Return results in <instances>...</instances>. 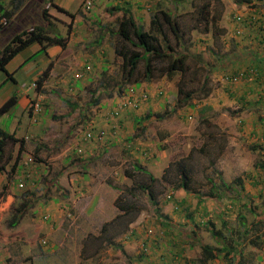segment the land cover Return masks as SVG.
I'll use <instances>...</instances> for the list:
<instances>
[{"label": "rangeland", "instance_id": "rangeland-1", "mask_svg": "<svg viewBox=\"0 0 264 264\" xmlns=\"http://www.w3.org/2000/svg\"><path fill=\"white\" fill-rule=\"evenodd\" d=\"M0 1L5 8L11 7L10 0ZM41 1L29 0L24 4L21 22L17 23L19 27L26 29L31 26L29 24L40 21L38 15L33 13L39 10ZM162 2L163 6H176L172 10H177L175 21L179 35L172 32H167V37L159 34L157 44L163 51L168 46L169 51L167 49L168 52H165L174 57H185V69L174 73L173 88L149 91L136 86L139 81L147 79L143 75L145 60L139 61L135 73L128 78L123 77L120 63L115 60L109 71L102 75L91 74V82L81 83L78 88L74 76L68 77L66 74L51 76L40 89L37 77L31 81L26 76L22 80L21 73L17 75L18 89H26L21 87L24 83L30 88V97L25 101V107L14 106L11 112L0 117V127L7 128L12 124L16 137L23 139L14 169L11 170L13 161H10L5 172L0 173V192L6 185L0 193V264H14L9 260H17V257L22 261L20 263L18 260V264H33L23 260L28 256L26 245L31 242H36L38 253L42 255V259L37 260V255L30 253V258L35 256L36 264H95L101 257L109 256L105 254L112 250L117 251L124 264H169L164 257L160 258L155 248L151 250L149 245L152 241H160V249L177 250L175 253L180 254L178 263L181 264L190 255V249L182 247L185 239L181 238L178 228L190 219L188 215L192 220L203 223L205 240L214 247L219 246L221 241L206 230L207 222L212 221L214 227L225 236L232 230L233 246L243 255L232 259L233 264H264V172L258 168L264 167L260 165L263 164L264 154L258 152L257 155L256 151L261 152L260 145L239 134L237 125H243L238 123V114H234L236 103L232 102L233 97L230 98L233 90L237 94L239 89L221 80L224 73L233 70L229 66L232 61L227 57L232 53L233 39L238 40L234 29L230 30L237 10L231 8L234 0ZM204 4L208 5V21L202 20L199 14ZM76 5L75 0L71 7ZM45 7L48 8V5ZM49 10L56 24L64 25L61 32L65 33L64 22L59 19L60 23L56 17L61 13L54 7L49 6ZM239 11L242 10L239 8ZM30 12H33V20L26 15ZM12 27L8 23L0 29V47L12 33ZM163 29L166 31L165 25ZM203 32L209 34L204 37L200 35ZM117 39L116 43L114 41L116 49L121 46L120 38ZM123 44L142 51L127 41ZM166 65V61L154 60L149 77L160 78ZM4 76L0 72V82ZM61 79H66L70 84L62 83ZM7 87H2L0 100L10 95L7 94ZM242 90L239 92L242 93ZM131 94L133 98H141L142 95L146 98L140 100L137 110H125L119 117L113 118L111 111L115 105ZM165 95L168 97L163 99L161 106L152 105ZM97 97L100 98L99 103L93 104ZM37 101L42 104V109L38 113L30 112L29 104ZM250 102H254V99H250ZM248 107L251 111L254 109L250 105ZM97 117L103 121L100 122ZM235 118L237 123L233 122ZM90 120L95 128H103L107 134L110 132L111 138L109 136L97 146L95 141H82L83 129ZM79 146L83 148L82 154L76 152ZM132 150L141 154L144 152L148 156L145 163L138 164L139 161L130 153ZM17 151L15 146L13 156ZM29 157L32 158L31 162H28ZM135 163L140 165L138 172L132 167ZM101 165L103 169H108L107 176ZM119 172L129 176L128 182L117 177ZM183 174L186 175L187 190L181 188ZM63 176L71 180L66 182L64 179L62 182ZM236 178L243 183L241 188L237 187L239 192L234 189ZM222 179L229 189L220 186ZM19 183L23 185L20 187ZM213 185L214 198H210L208 194ZM74 187L78 191H74ZM62 189L70 194L74 191L72 193H75L77 204L87 208L88 214L94 211L90 214L92 217H86L88 220L85 223L93 224L97 235L88 233L84 237L92 252L99 251V255L92 256L94 258L87 257L89 251L84 248L78 251L76 242H71V246L65 243L60 245L66 240L62 236L58 237L61 239L57 241L58 248L51 249L48 244L50 237L45 235L42 228L49 222L47 211H51L52 205L58 207L54 199H64L60 198ZM96 196H102L104 201L100 205L105 209L106 200L114 196V204L123 210L121 215L111 219V228L107 232V222L100 215L96 216ZM23 200L29 202L30 206L11 226L14 214L24 208L21 205ZM90 201L94 203L90 205ZM70 208L77 216V207ZM78 212L81 213L80 210ZM159 216L169 223L166 229L161 226ZM74 219V223H69L70 227L81 221ZM81 226L78 224L77 229ZM67 228L68 222L61 233ZM148 228L154 229V235L150 241H146L148 245L144 250L141 241ZM134 234L140 237V243L131 245L136 252L135 260L118 242L120 237L125 239ZM90 236H96L95 240H89ZM81 237L77 235L71 239ZM67 238L70 240V237ZM80 257L81 261L75 262ZM223 261L226 262V259Z\"/></svg>", "mask_w": 264, "mask_h": 264}, {"label": "crops", "instance_id": "crops-1", "mask_svg": "<svg viewBox=\"0 0 264 264\" xmlns=\"http://www.w3.org/2000/svg\"><path fill=\"white\" fill-rule=\"evenodd\" d=\"M73 1L75 0H54L55 4L58 6L64 8L65 10L71 12L74 14V16L69 17L68 15L61 13L58 19H61L64 24H70L71 25V31L69 35V40L66 44L65 48H62L58 45H52L49 46L45 52H42L35 57H33L29 62L22 65L24 60H26L30 55H32L35 51H37L40 46L38 43H32L30 46L23 49L21 52L16 54L5 66L8 73L12 74L11 80L6 82L3 86L7 87V94L15 93L17 103L15 106L17 107H25V101L29 99L30 94L29 90L30 88L26 87L24 83L21 84V87H25L23 91H20L17 87V81L19 80L17 75L21 73V79L26 77H30L31 81L38 78V76L43 72L44 69L47 68L48 65H50L49 74L47 78L43 81V84L41 85L44 87V83L47 82V80L53 76L56 75V77L61 76L62 74H66L69 76H74L75 80L74 83L77 87L81 83L91 82V74L95 75H102L110 70L112 66V62L116 60V63H121L119 60V57L115 53V47L114 44L116 43V40H119L117 38H120V34L118 33V20L121 19L123 16V10H127L128 14L132 16L133 22L135 23V26H139L143 29V31H149L151 27V18L152 15L155 13V11H168L171 12L173 16L177 15V10H172V6L169 4H165L163 6L162 0H95L94 8H93V14L92 17L84 16V14L76 13V11L79 9V6L81 4L82 0H76L77 5L76 7L72 8ZM162 2V4H161ZM171 2V1H170ZM165 3V2H164ZM177 5L178 3L175 2ZM254 7L257 10V22L255 25H244V31L245 35L242 37H238V40L233 39V45L234 47L231 48L232 53L227 58L231 59L230 68L234 70L242 68L245 65H254L261 74H264V29L260 28L259 23L264 24V0H246L241 3H236L235 1L232 3L231 8L234 10L236 8L237 10L240 8V10H246L247 6ZM121 8V9H119ZM155 8V10H153ZM180 8V7H179ZM193 10V9H192ZM237 10L235 12H237ZM154 11V12H153ZM60 17V18H59ZM97 20L103 27L102 31H99V28L96 24H92V21ZM91 21V22H90ZM66 26V25H65ZM92 26V28H91ZM231 29H234L235 24L230 25ZM229 30V31H230ZM228 31V32H229ZM63 33V32H62ZM209 34V32H203L200 35L206 37ZM159 34H156V37H158ZM115 41V43H114ZM109 59H111V64H109ZM230 61V60H229ZM90 65V71L87 72L86 80H83L82 78H78L77 76L81 74L83 68L85 65ZM85 69V68H84ZM143 75L145 77V71L143 72ZM174 73H168L166 70L162 74L160 78H151L147 77L144 81H139L136 86L142 88H146V90L152 91L156 90L158 88H165L168 90V88L174 87ZM73 79L72 77H70ZM67 79V78H66ZM61 79L62 83L69 85L70 82L67 83V80ZM141 82V83H140ZM2 86V87H3ZM0 88V91H3V88ZM78 88V87H77ZM233 88L239 89L238 92L242 90V93L237 92V94L233 95V97L236 99H232L233 103L238 104V98L241 99H249L247 100L244 105L239 107V109L235 110L234 114L237 115L243 120V126L239 127L237 124V128L239 130V134H242L246 139L249 141H252L256 144L260 145L261 152L256 151L257 155L259 153L264 154V87L259 81L254 82H245L240 83L239 86H233ZM236 92V90H233ZM6 95L5 97L0 100V105L10 96ZM165 97L168 96H162V99H159L155 103H152L153 106H157L158 104L161 106L162 101ZM38 98H42L39 96ZM232 98V97H230ZM250 99H254V102H250ZM154 99H151L152 101ZM167 99L164 103H166ZM235 101V102H234ZM24 103V104H23ZM42 105V104H41ZM236 105L234 107H236ZM248 105H250V108L253 107L254 109L249 110ZM248 107V108H247ZM44 109L47 108L46 105L43 106ZM12 110V109H11ZM9 110V112H11ZM14 111V110H13ZM45 112H48L47 110H44ZM15 114V112H14ZM34 117V116H33ZM35 118V117H34ZM100 122L103 121L101 117H97ZM92 121V120H90ZM36 122V121H33ZM234 123H237V120L233 121ZM233 124V123H232ZM111 130V127L110 129ZM110 132L107 134L106 138L110 136ZM111 138V136H110ZM104 142V141H103ZM95 142V145L102 144ZM94 145V146H95ZM96 145V146H97ZM92 146V148L94 147ZM90 148V147H89ZM95 148V147H94ZM258 149V148H257ZM92 150V149H91ZM90 150V151H91ZM95 152H97V149H94ZM259 152V153H258ZM91 153H93L91 151ZM90 153V154H91ZM130 153L133 154V157L139 161L138 164L145 163L144 160H146V154L143 152V154L130 151ZM143 156V157H140ZM255 157H257L255 155ZM264 162V158H262ZM256 164V163H255ZM258 167V165H255ZM103 170V172L106 174V176L109 174L108 169L100 166ZM135 172L140 171V165H132ZM261 168L264 172V167H258ZM148 174V173H147ZM150 175V174H148ZM117 177L121 178L124 182H128L129 176L124 175L122 172H119ZM150 177V176H149ZM64 179H66V182H69L70 180L67 179L66 176H63L62 182H64ZM79 183V182H78ZM64 189H66L64 187ZM62 189V193L60 195V198H64L60 201H56L54 199L55 203H58V207L52 205L51 211H47V216L49 221L46 223V225L43 226L42 230L45 233L46 236L50 237V242L48 243L51 247V249L58 248L57 241H60L61 239L58 238L59 236H62L65 241L60 242V245L63 243L70 245L71 242H76V245L78 247V251H81L83 248L86 249L88 252L87 257L94 258L92 256L98 254V250L91 251L90 244L84 239L86 235H97L96 229L92 228L93 224H87L85 223L86 217H92L90 214L87 213V208H84L80 206V204H77L76 198L74 196L75 190H77V187H74V191L71 192V194L67 191ZM78 191V190H77ZM117 191V190H116ZM111 195V193H110ZM97 197V196H96ZM95 199V197H93ZM98 204L96 206L97 215H100L102 219H104L106 223L107 232L109 228H111L110 221L111 219H114L116 216L121 215L123 210L118 208L114 204L115 197H109L106 200L107 208L105 209L103 206L101 207L100 203L104 201L102 196L97 197ZM94 202L90 201V205H92ZM105 203V202H104ZM76 206L77 209V216H75L74 213H72V210L70 207ZM68 208H70L69 212ZM55 209V210H54ZM81 211V213H84L83 215L79 213L78 211ZM78 218L81 219L80 223L82 224L81 228L77 229V225H74L73 227H70L69 223L72 221L74 223L75 219ZM68 222V228L64 233L62 234L61 231L66 227V223ZM112 222V221H111ZM71 224V223H70ZM71 229V231H70ZM82 236L81 238L71 239L72 236ZM99 235H101V231L99 232ZM70 237V240L67 238ZM96 236H90L89 240H95ZM119 244L127 253L130 254V257L135 260L136 252H134L131 245H136V243H140V237L134 234V236L127 237L125 239H122L121 237L118 239ZM30 244V247H29ZM28 245H26V250L28 251V256L25 257L23 260H25L27 263H33L35 256H32L30 258V253L33 252L37 255V260L42 259V255L38 253V248L36 246V242H31ZM109 249L112 250L110 247ZM153 248H151L152 250ZM156 250V249H155ZM170 250L165 247H161V249L156 250L158 253H164V251ZM160 251V252H159ZM95 252V254H94ZM153 252V251H152ZM140 254V253H139ZM217 258L214 259L212 264H227V262L222 260L223 254L218 253ZM99 255V254H98ZM109 256H103L100 258L98 262L95 264H124L122 257L117 253V251H109ZM123 255V254H122ZM139 256V255H138ZM231 259H235L237 257H243L241 252L239 250H234L229 255ZM13 257V255H12ZM16 257V256H15ZM125 257V255H123ZM120 259V260H118ZM238 259V258H237ZM236 259V260H237ZM18 260L20 263H22L21 259L17 257V260H9L14 261V264H18ZM81 257L79 259H76L75 262H80ZM118 261V263H117ZM3 263V262H2ZM134 263H137L134 261ZM85 264V263H80ZM161 264V263H160ZM233 264V263H232ZM236 264V263H235Z\"/></svg>", "mask_w": 264, "mask_h": 264}, {"label": "trees", "instance_id": "trees-1", "mask_svg": "<svg viewBox=\"0 0 264 264\" xmlns=\"http://www.w3.org/2000/svg\"><path fill=\"white\" fill-rule=\"evenodd\" d=\"M27 1L29 0H10L11 7L9 8H5L3 6V3L0 1V29L5 24L8 23H10V25L13 26L11 29L12 33L9 35L7 41L3 44V46L0 47V72L5 74L3 80L0 82V88L6 82L13 79L12 74L8 73L5 68L6 64L23 49L30 46L34 42L38 43L40 46V48L37 51H35L26 60H24L23 64H25L27 61L31 60L39 53L45 52L49 46L58 45L62 48H65L69 40L71 25L65 24L66 31L65 33H62L61 27L64 25L59 26L56 24V22L53 20L54 17H52V15L49 12L50 11L49 6L56 8L59 12L64 13L69 17L74 16V14L55 4L54 0H42L39 3L40 4L39 10H37V12L34 13L32 12L34 15H38L40 19L38 23L29 24L31 26L27 27L26 29H22L21 27H19L17 23L21 22L20 21L22 15L21 12L23 11L24 4ZM93 1L95 3V0ZM167 1H171V0H167ZM234 1L236 3H240V0H234ZM241 1H246V0H241ZM83 2L84 0L81 1L79 9L76 11V13H80V14L83 13L84 16L92 17L91 15L93 14V8L95 5L93 4L92 9L89 12H86L82 8ZM46 4L48 5V8L45 7ZM207 7L208 5L204 4L199 11V14L201 15V19L205 21H208V17H209V11L207 10L208 9ZM32 13L31 12L26 13V15H28V18L32 17L33 20L34 15L32 16ZM57 21L61 23V20H59L58 18ZM118 22H119L118 33L120 34L121 46H119L120 48L118 47L117 49L115 47V53L118 57L121 58L120 70L124 78H128L135 73L138 63L141 60L143 61L145 60V74L147 77L150 76L151 65L154 60L166 61L167 65L165 70L168 73H175L177 71L182 72L185 69V57L183 56L174 57L171 54L165 52L167 51V49L169 51L168 46L163 51L162 48L157 44L158 38L156 37V34H163V36H166L168 34L167 32H172L176 36L179 35L178 33L179 27L177 25V22L175 21V16H173L171 12L169 13L168 11L161 10L154 13L151 18V27L149 31H143V29L140 28L139 26H135L132 16L129 15L128 11L125 9L123 10V16L121 17V19L118 20ZM93 23L97 25L99 31H102L103 27L97 20L92 21V24ZM164 25L166 26V31H164L163 29ZM124 41L129 42L132 46L141 48L142 51L138 52L136 50H133L132 48H129L127 45L123 44ZM50 65H48L47 68L44 69L43 72L37 78V86L39 89L41 88L43 81L45 80V78H47L49 74ZM85 66L90 67V65L88 64ZM247 66L248 65H245L242 68H245ZM84 68L82 70L83 72L82 78L84 76H87V73L85 72ZM242 68L236 70H240ZM235 94L236 92H232V94L230 95L231 97H233V95ZM233 99L235 98L233 97ZM99 101L100 98L97 97L94 100L93 104H97L99 103ZM237 101L239 104L241 103L240 107L247 102L246 99H241V98H238ZM16 103H17V99L15 93H12L0 105V117L6 113H9V110H11L16 105ZM29 109L30 112L33 111L31 104H29ZM173 109L174 108H172L171 111ZM136 120L138 121V119ZM11 127L12 124L10 125V127L7 128L0 127V173L5 172L7 165L10 163V161H13L11 165V170L14 169V167L17 164L16 160L18 158V152L20 151L23 145V139L16 137V132ZM15 146H17L18 151L17 154L13 156ZM260 165L263 166L264 162L263 164ZM240 181H241L240 178H236L234 180V184H235L234 189L237 192H239L238 190H240L237 187L241 188L243 185V183L241 184ZM185 182H186V175L183 174L181 188L187 190ZM5 186H3L1 192L4 190ZM213 186L214 187L211 189V192L208 194L210 198L212 197L214 198L213 194L215 191V185ZM220 186L229 189V185L223 179L220 181ZM21 205L24 206V208L21 209L19 213L14 214V218L12 219L11 226H14L17 223L19 218L22 217V212L27 210V208L30 206L29 202L26 203L25 200L21 202ZM159 217L161 221V226L164 229H166L169 223L166 221V218L161 216ZM188 218L190 219H187L185 223L179 226L178 228L181 234V238L185 239V241L182 243V247L190 249V255L188 256L187 260L185 259V262L183 260V263L181 264L184 263L195 264L197 262L199 264H212L214 259L217 258V255H219L218 253L223 254V257L226 259L227 264H232V259L231 257L228 256L231 252L236 250L235 246H233L234 240L232 237V230L230 229L229 230L230 234L228 236H225L222 235V233L214 227L212 221L207 222L205 227L206 230L209 231L210 235L220 238L221 241L219 243V246L214 247L208 244L205 240L204 230H202L203 223L192 220L191 216L189 215ZM150 240L151 239L149 238L146 239V241H150ZM159 242L160 241H152L151 245H149L150 248H155L156 250L158 248L159 250L160 249ZM175 251L177 250L175 249H170L167 251L165 250L164 254L159 253V256L161 259L164 257L166 259V262H168L169 264H177L178 260H180L179 259L180 254L178 252H177L178 254L175 253Z\"/></svg>", "mask_w": 264, "mask_h": 264}, {"label": "built area", "instance_id": "built-area-1", "mask_svg": "<svg viewBox=\"0 0 264 264\" xmlns=\"http://www.w3.org/2000/svg\"><path fill=\"white\" fill-rule=\"evenodd\" d=\"M94 1L93 0H84L82 3V8L86 11L89 12L92 7H93ZM257 10L254 7L247 6L246 10H242L241 12H236L233 15V21L235 24L234 27V35L236 37H242L245 35L244 31V25H255L258 18H257ZM260 28L264 29V24L259 23ZM90 70L89 66H85V72L87 73ZM83 72L79 74L77 77H82ZM222 83L230 85V86H239L240 83H245V82H254V81H259L262 86L264 87V74H261L259 70L254 66V65H248L245 68H242L240 70H236L233 72H228L224 73L221 77ZM32 86H35L34 83H32ZM133 92V90H131ZM146 97L142 95L141 98H133L132 94L128 95L122 100H120L117 104L115 105V108L111 111V116L113 118L119 117L122 111L125 110H137L140 107V100L145 99ZM33 113H38L42 109V105L40 101L37 102H32L30 103ZM241 104V103H240ZM240 104L238 103L236 105L235 109H239ZM35 120V118H34ZM238 123L243 124V120L238 116ZM107 136L106 131L103 128H95V125L93 122H89V124L86 126L85 129H83L81 139L82 141L90 142V141H95L98 143H101L105 141ZM76 152L78 154L83 153V148L81 146L77 147ZM32 158H28V162H31ZM27 163V162H26ZM23 184L19 183V186L21 187ZM154 229L148 228L146 231V238L142 239L141 241V247L143 249H146V245L148 242H146V239L154 235Z\"/></svg>", "mask_w": 264, "mask_h": 264}]
</instances>
